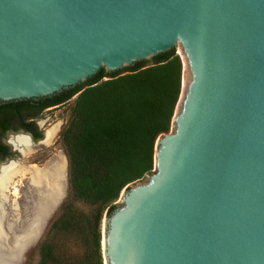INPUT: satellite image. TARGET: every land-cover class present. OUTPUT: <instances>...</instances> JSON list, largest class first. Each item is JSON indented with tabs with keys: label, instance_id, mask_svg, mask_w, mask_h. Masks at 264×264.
<instances>
[{
	"label": "water",
	"instance_id": "water-1",
	"mask_svg": "<svg viewBox=\"0 0 264 264\" xmlns=\"http://www.w3.org/2000/svg\"><path fill=\"white\" fill-rule=\"evenodd\" d=\"M172 48L181 111L182 80L149 181L103 216L104 264H264V0H0V101Z\"/></svg>",
	"mask_w": 264,
	"mask_h": 264
},
{
	"label": "trees",
	"instance_id": "trees-1",
	"mask_svg": "<svg viewBox=\"0 0 264 264\" xmlns=\"http://www.w3.org/2000/svg\"><path fill=\"white\" fill-rule=\"evenodd\" d=\"M181 73L172 48L121 70L101 68L49 96L0 101L1 114L19 115L73 99L59 132L67 193L24 264H104L103 216L124 187L151 172L155 140L170 129Z\"/></svg>",
	"mask_w": 264,
	"mask_h": 264
},
{
	"label": "bare ground",
	"instance_id": "bare-ground-1",
	"mask_svg": "<svg viewBox=\"0 0 264 264\" xmlns=\"http://www.w3.org/2000/svg\"><path fill=\"white\" fill-rule=\"evenodd\" d=\"M59 125L60 122H57L51 125L48 129H46L45 138H44L45 143L50 144V142L53 140V138L56 136L59 130ZM11 142L20 145L23 151L28 152L30 150V143L25 136H17L11 139ZM65 172H66V159L61 154H56L53 158L47 160L41 166L22 165L17 162L16 163L10 162L8 164L1 166L0 203L6 201L7 193L5 192L7 188L11 185V183H13L14 178H16L15 176L17 177L26 176L27 177L26 179L28 180V189H27L28 197L26 201L28 202V206L30 208V216H29L30 220L27 226L23 230L20 228L22 230L20 233L13 235L10 234L11 235L10 237L0 220V264H9L8 262L21 260L22 257L21 252L24 244L27 242H32L37 238L39 232L38 227L41 219L50 212V208L52 204L55 202V200L63 195ZM16 184H13L14 185L13 192L15 194L17 191ZM12 204L14 208H17L16 201H13ZM20 206H22V204ZM1 210H0V216H1ZM21 213H23L22 210Z\"/></svg>",
	"mask_w": 264,
	"mask_h": 264
},
{
	"label": "rangeland",
	"instance_id": "rangeland-1",
	"mask_svg": "<svg viewBox=\"0 0 264 264\" xmlns=\"http://www.w3.org/2000/svg\"><path fill=\"white\" fill-rule=\"evenodd\" d=\"M179 56H180L181 61H182L181 80H182L183 87H182L181 100L178 103L177 108L175 109V113L176 114H178L181 111L180 108H181L182 100L185 97L186 89H187V86H186V69H185V54H182V55H179ZM72 102H73V99H69L65 103H62V104L52 108V112L51 113H47L45 115V118L42 119L43 120L42 122H44L42 124L44 129H48L54 123L60 122L59 130H58L56 136L53 138L54 143L52 145L43 146L41 148L42 151H43L42 152L43 155H45V158H47L48 160L53 158L56 154H61L64 158H66L64 150H63V147H62V144H61V141L59 139V132L62 129V127L65 125V123L67 122V120H68V118L70 116ZM174 128H175V122L172 121L169 131H173ZM34 155L35 154H32V155H30L29 157H27L25 159L29 160L30 163L34 162V163L37 164L36 159H33ZM150 175L151 174L149 173V174L143 176L141 179H139V180H137L135 182H132L129 187H134L136 185H141V184L147 183L149 181ZM26 178H27L26 176L25 177H16V178H14L15 182L13 181V183H11V185L7 188V190L5 192V193L8 194V195L6 194V196H7L6 201L3 202V205L0 208V210L2 209L1 210V216H5L7 214L4 217L5 219H3V221H4L3 224H4L5 229L7 230L8 227L10 228V224L11 225L13 224L12 225L13 231L10 228L11 233L10 232L8 233L9 237L12 234L20 233L27 226V224L29 223V220H30V218H29V216H30V208L28 206V202L26 201L27 197H28V190H27L28 189V180ZM16 183L19 184V185H17ZM13 184H16V190H17L16 194L18 193L17 195L13 192V186H14ZM67 185L68 184H67V168H66L65 182H64V188H63V192L64 193H63V197L61 198V201L66 196ZM120 197L121 196H119V198L116 200V202L118 201L119 204H121V198ZM13 201L17 202V208H14V206L12 204ZM6 202H8V203H6ZM21 204H22V206H20ZM8 205H10V206H8ZM58 206H57V208L54 211L49 213L46 222L43 224L42 228L40 229V233H39L38 237L22 253L21 260H19L16 264H24L25 263L26 254L36 246V243L39 240V238L41 237V235H42L45 227L47 226L49 220L56 214V212L58 210ZM21 210H22L23 213H21ZM22 214H24V215H22ZM10 215H12V216H10ZM9 217H11V218H9ZM19 219H20V221H19ZM104 219L105 218L103 217L102 222H101V239H102V229H103ZM8 220L11 221V222H9ZM15 225H16V227H15Z\"/></svg>",
	"mask_w": 264,
	"mask_h": 264
},
{
	"label": "flooded vegetation",
	"instance_id": "flooded-vegetation-1",
	"mask_svg": "<svg viewBox=\"0 0 264 264\" xmlns=\"http://www.w3.org/2000/svg\"><path fill=\"white\" fill-rule=\"evenodd\" d=\"M58 105L43 107L40 111H21L19 115H9L0 113V168L10 162H17L22 165H43L48 159L43 155L42 147L50 144L44 142L46 129L42 122L47 113L52 112V108ZM17 136H25L30 143V150L23 151L22 147L11 142ZM35 154L37 164L25 159ZM17 177V176H15Z\"/></svg>",
	"mask_w": 264,
	"mask_h": 264
}]
</instances>
